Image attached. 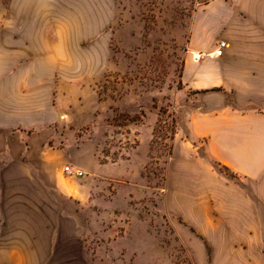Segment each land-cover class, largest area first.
Segmentation results:
<instances>
[{
  "label": "rangeland",
  "instance_id": "374dc122",
  "mask_svg": "<svg viewBox=\"0 0 264 264\" xmlns=\"http://www.w3.org/2000/svg\"><path fill=\"white\" fill-rule=\"evenodd\" d=\"M17 1L0 2L6 80L40 83L51 136L27 165L0 157V264H247L221 196L239 176L208 156L206 139L186 146L183 127L167 156L192 19L213 0H44L26 11ZM84 148L102 172L70 176Z\"/></svg>",
  "mask_w": 264,
  "mask_h": 264
},
{
  "label": "crops",
  "instance_id": "0c3cea01",
  "mask_svg": "<svg viewBox=\"0 0 264 264\" xmlns=\"http://www.w3.org/2000/svg\"><path fill=\"white\" fill-rule=\"evenodd\" d=\"M40 2L46 1L16 3L25 11L48 8ZM6 25V19L0 21V157L8 168H17L27 165L32 150L40 151L51 136L40 129L48 126L51 104L39 91V82L6 80ZM34 40V34H27L23 42ZM220 42L228 45L223 57L210 58ZM186 46L180 93L183 121L178 116V129L188 133L191 140L185 145L191 149L197 148L194 141L206 139L208 156L239 176L229 181L222 195L217 185L212 192L216 200L223 196L230 219L225 230L240 236L246 263L264 264V0L211 1L193 17ZM199 54L203 58L196 61ZM28 72L34 74L33 69ZM34 128L40 133L31 138L27 131ZM14 132L19 136L11 139ZM145 145L148 149L147 140H142L137 149ZM177 147L176 140L174 153ZM71 164L83 172L103 168L89 148L79 150ZM189 165L181 160L180 168L184 171ZM58 187L68 194L61 181ZM185 219L201 231L195 220Z\"/></svg>",
  "mask_w": 264,
  "mask_h": 264
},
{
  "label": "built area",
  "instance_id": "2783aa9c",
  "mask_svg": "<svg viewBox=\"0 0 264 264\" xmlns=\"http://www.w3.org/2000/svg\"><path fill=\"white\" fill-rule=\"evenodd\" d=\"M227 47H228V45L226 42H220L218 47L208 56H210V58H212V59H220L223 57L224 50ZM202 58H203V55H200V54L195 56L196 61H201ZM65 172L67 174H69L70 176H74V177H84L85 176V172L79 171V170L73 168L72 166H67L65 168Z\"/></svg>",
  "mask_w": 264,
  "mask_h": 264
},
{
  "label": "trees",
  "instance_id": "16d2710c",
  "mask_svg": "<svg viewBox=\"0 0 264 264\" xmlns=\"http://www.w3.org/2000/svg\"><path fill=\"white\" fill-rule=\"evenodd\" d=\"M207 92V91H206ZM177 116L171 118V123H170V127H169V134L167 136V139L169 140V142L171 144L168 145V151H167V156L171 157L173 154V150H174V146H173V142L175 140V137L177 135V128H178V121H177ZM155 136V134H154ZM219 166L222 167V169H224V171H230V169H228L227 167L221 165L220 163H218ZM146 170H148V167H146Z\"/></svg>",
  "mask_w": 264,
  "mask_h": 264
}]
</instances>
